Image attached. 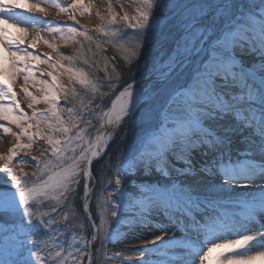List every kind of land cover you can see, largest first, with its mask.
I'll use <instances>...</instances> for the list:
<instances>
[{
	"label": "snow or ice",
	"instance_id": "obj_1",
	"mask_svg": "<svg viewBox=\"0 0 264 264\" xmlns=\"http://www.w3.org/2000/svg\"><path fill=\"white\" fill-rule=\"evenodd\" d=\"M136 2L131 17L118 16L111 5L107 17L97 12L101 23L94 30L102 42L82 26L47 27L79 44L74 55L53 60L29 50L43 39L39 31L22 46L4 27L11 21L21 33L27 32L21 24L37 29L16 10L47 9L0 0V52L15 49L11 75L23 76L32 109L29 116L20 107L0 71V119L21 129L12 133L7 154H0V173L8 177H0V264H85L86 257L93 264L94 255L97 264H107L119 258L109 257L106 245L118 242L121 226L125 239L137 228L161 232L151 246L132 249L145 253L141 259L124 264H148L147 254L154 252L167 258L160 264H205L217 246L225 250L218 264L264 260V0ZM52 6L77 24L71 9L89 11L81 0L71 7L53 0ZM104 44L129 66L123 78L117 56L104 55ZM30 59L49 64L53 70L40 71L51 79L34 75ZM29 81L39 95L29 91ZM40 103L48 107L37 109ZM93 120L111 131L89 138ZM0 129L12 131L4 124ZM38 140L47 147L29 157ZM104 156L94 176V161ZM30 161L36 165L31 174L23 167ZM80 188L83 218L75 207ZM177 246L182 255L170 256Z\"/></svg>",
	"mask_w": 264,
	"mask_h": 264
},
{
	"label": "bare ground",
	"instance_id": "obj_2",
	"mask_svg": "<svg viewBox=\"0 0 264 264\" xmlns=\"http://www.w3.org/2000/svg\"><path fill=\"white\" fill-rule=\"evenodd\" d=\"M41 0H30L29 4H38L40 8L47 9V12H41L38 10H32L28 11L27 9H17V12L23 13L26 17L32 19L34 22L38 24L37 29H33L30 24H21L20 27L26 28V33H21L20 29L18 27H12V22L9 21V24L5 25L4 27L8 29L9 33L13 36H16L22 40V46H29L31 42L33 41L36 32L39 31V35L43 39H39L35 41V49L29 48L30 51H34L36 54H43L47 53L53 60L57 59L55 52L48 46L47 43L44 41H51L50 43L55 44L56 47L59 49L60 46L56 42L54 35H57V33H50L46 31L45 29L49 26L51 27H58L57 23H55L53 18H63L65 19V23H76L71 20L70 15L68 12H62L59 8L53 7L52 3L53 0L49 1V6H41L40 2ZM26 2V1H25ZM56 3H60L62 7H71L73 4V0H55ZM81 2L88 6L89 11H80L78 8L71 9L72 14L75 15L76 21L79 22H88L90 25L93 26V24H96L100 21V17L97 15V12L100 13V15L107 17L109 15V5H111L112 11H114L118 16H123L125 13H127L130 17L136 14V8L138 7V4L136 0H81ZM77 24V23H76ZM48 47V49H47ZM50 50V51H48ZM15 51V49H9L6 52H0V71H3L4 78L8 80L13 88V91L16 92L17 100L20 103V107L23 108V110L31 116L32 109L28 107L27 105V99L22 91V86L24 84L23 76L16 75L13 79L11 73L13 69L12 61H11V52ZM23 55V53H21ZM29 62L33 65H35V71L34 75H36L38 78L42 79H51L50 77L46 75H41L40 70H53L51 69L49 64L42 63L41 61H35V60H29ZM58 71V70H57ZM63 78V77H62ZM32 82L29 81V91H32L34 95H39L40 93L32 88ZM37 109H44L48 107L47 105L40 103L35 105ZM110 107V105H109ZM107 110V109H106ZM51 119H54L50 117ZM27 123V122H22ZM0 124L7 125L11 128V132L4 133L3 129H0V154H7L9 149L12 147V145L15 143V136L12 133L20 132V128L15 124L12 123L9 120L6 119H0ZM111 131L110 128H99V123L95 127V131L92 137L99 134L100 132H108ZM57 138H62L60 134H56ZM23 142H27L26 137L21 138ZM118 138L115 137L113 141H119ZM43 145L44 147H47L44 141L38 140L37 144L33 145V147H39ZM111 148V147H110ZM103 159V158H102ZM3 161H0V167L3 165ZM82 197L83 192L82 188L79 189V195L77 197V204L82 207ZM258 228H253L252 231H259ZM121 237L118 238L117 243H107L106 249L107 254L109 257H115L117 254L119 255V258H110L107 259V264H124V261L127 260H139L142 258V256L145 255V253H142L140 251H135L132 249H135L139 246L149 244V242L153 239L154 235H161V232L159 230H153L152 233H147L144 228H137L134 232H128L127 238H123L124 234L126 232L125 227L121 226L120 228ZM168 235H172L171 232H168ZM176 235L179 237L182 235V233H176ZM234 239L235 237H229ZM219 243V242H217ZM100 245V243H99ZM128 249V250H125ZM225 250L222 247H215L212 249V251L208 255V259L206 260L205 264H218V254L223 253ZM169 255H175L179 257L182 255L179 246H177V250L174 253H169ZM148 264H160L161 261L166 260L167 258L164 256H161L160 253L154 252V253H148L147 254ZM198 259V258H197ZM97 264V263H96ZM254 264H264V260H257L254 262Z\"/></svg>",
	"mask_w": 264,
	"mask_h": 264
},
{
	"label": "rangeland",
	"instance_id": "obj_3",
	"mask_svg": "<svg viewBox=\"0 0 264 264\" xmlns=\"http://www.w3.org/2000/svg\"><path fill=\"white\" fill-rule=\"evenodd\" d=\"M25 1H26V2H29L30 0H25ZM38 2H40L41 6H43V7H44V6H49V5H50L48 0H41V1H38ZM44 8H45V7H44ZM52 20H54L55 23H57V25H59L60 27H62V26H64V25H73V26H77V27L82 26L83 28H87V29L89 30V34H90L95 40H97V41H101V42H102V41L105 39L104 37H102L100 34H98V33L94 30L95 27H96V25L100 24L101 21H99V22L96 23V24H93V26H92V25H90L88 22H85V21H83V22L81 21V22H79L78 24H76V23H65V19H63V18H58V17H56V16H55V18H53ZM129 33H130V35H131V30H129ZM53 37L55 38L56 42H57L58 45L60 46V48L58 49L59 52H55V55H56L57 58H58V55H59L60 53H63V54H65V55H74V54L76 53V50L79 48V44H77L74 40L69 39V40H67V42H65L64 39H61L59 33H57V35H54ZM76 40H79V41H81V42H84V38L81 37V36H77V37H76ZM49 42H51V41H49ZM104 48L106 49V52L104 53V55L108 56L109 58H111V57L114 56V55L117 56V62H116V63H117V71L120 73L121 78H123L124 76H126V75H127V72L125 71V69H127L129 66H128L127 64H125V63L122 62V60H121V58L119 57V55H118V53L116 52V50H115L114 48H112L110 45L104 44ZM47 49H48V47H47ZM48 51H50V50H48ZM97 59H101V58H100V57H97ZM65 63H67V62H65ZM77 66H78V67H84L86 71L89 70L86 66H84V65H82V64H79V63H78ZM102 69H103V60L101 59V63H100V66H99V70H98V72H97V75H98L99 77H103V76H104V72H103ZM60 82L67 84V83H68V79H67V77H63V78H61V81H60ZM101 91H107V88H106V87H102V88H101ZM113 98H114V97H113ZM108 105H110V101L105 105V108H106ZM108 107H109V106H108ZM62 115H63V117H64L65 120L68 119V116H67V113H66V112H62ZM92 124H93V127H90V128L88 129V132H87V136H88L89 138H91V137L93 136L94 131H95V127L98 125V121L93 120ZM81 127H84V125L81 124ZM120 131H121V135H123V130H120ZM115 137H116V136H114L113 138L115 139ZM117 138H118L117 140H119V137H117ZM114 139H113V140H114ZM115 141H116V140H115ZM116 142H118V141H116ZM115 146H116V143H114V142H112V143L110 144V147H111V148H114ZM42 151H44V148L41 147V146H39V147H33V148L29 151L28 156H29V157H31V156H39V155L41 154ZM107 159H108V157L106 158V160H107ZM106 160H105V161H106ZM103 163H104V162H103ZM103 163H102L101 161H100V163H97V162L94 161L93 169H95V173H97V170L100 169V168L102 167ZM19 166H20V165H19L18 161L14 159V161H13V167H17V168H19ZM23 167H24V171L27 172V173H29V174H31L32 172H34V171L36 170V165H35V163H34V162H31V161H30L29 163L23 165ZM16 174H17V175H20L19 172H17ZM95 175H96V174H95ZM0 177H2L3 179H8V177H7V176H4L3 173H0ZM82 192H83V190H82ZM82 205H83V201H82ZM91 206H92V208H93V210H94V207H95V197H93V199H92ZM75 207H76V209H77V215H78V216H81V218H83V215H84V214H83V207L79 206V205L77 204V201H76ZM41 210H42V211H46L47 209L44 208V209H41ZM65 210H67V209H65ZM97 222H98V221H97ZM88 235H89V238H90V232L88 233ZM69 239H70V234H69ZM99 247H100V245H98V241H97V242L94 244V249H95V248H99ZM95 263H97V258H96V256L94 255V256H93V264H95ZM85 264H87V257L85 258Z\"/></svg>",
	"mask_w": 264,
	"mask_h": 264
}]
</instances>
